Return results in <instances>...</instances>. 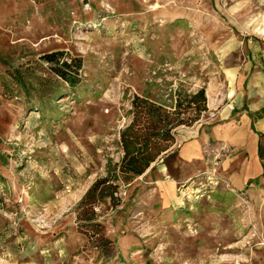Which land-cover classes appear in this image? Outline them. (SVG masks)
Masks as SVG:
<instances>
[{"label": "rangeland", "instance_id": "1", "mask_svg": "<svg viewBox=\"0 0 264 264\" xmlns=\"http://www.w3.org/2000/svg\"><path fill=\"white\" fill-rule=\"evenodd\" d=\"M55 51L82 60L76 86L42 58ZM255 69L264 0H0V264H264V174L232 190L216 142L195 166L180 153L264 98ZM202 88L171 153L81 206L123 155L136 95L172 106Z\"/></svg>", "mask_w": 264, "mask_h": 264}, {"label": "trees", "instance_id": "2", "mask_svg": "<svg viewBox=\"0 0 264 264\" xmlns=\"http://www.w3.org/2000/svg\"><path fill=\"white\" fill-rule=\"evenodd\" d=\"M42 58L52 64V71L64 82L74 87L79 82L78 71L82 67L80 58L71 61L63 59V53L55 51L44 54ZM134 113L131 123L122 130L120 143L123 155L107 178L97 180L88 190L82 205L94 207L108 197L112 187L121 177L134 179L153 170L158 162L173 151L176 144L175 130L181 125H192L207 111L205 89H200L185 99H177L172 105H165L136 95L132 102ZM189 112V114H187ZM264 108L256 112V118L263 117ZM259 156L264 160V134L259 136ZM93 229L86 230L91 233ZM93 234H96L94 231Z\"/></svg>", "mask_w": 264, "mask_h": 264}, {"label": "crops", "instance_id": "3", "mask_svg": "<svg viewBox=\"0 0 264 264\" xmlns=\"http://www.w3.org/2000/svg\"><path fill=\"white\" fill-rule=\"evenodd\" d=\"M252 74L253 77L248 79L250 90L260 86V79H264L262 76L264 73L259 69H255ZM246 81L245 78L242 82L243 87ZM247 98L249 97H242L240 104L234 105L232 110L227 109L224 116L230 119L224 121L223 124L213 126L202 134L198 132V134L191 135L189 142L180 146L183 163L195 166L203 163L200 161H205L206 151L212 148L209 143L216 142L225 154L223 175L232 190H242L244 184L250 182L253 176L262 177L264 174V160L259 156L260 133L256 127L257 122L264 127V114L261 118L254 116L256 112L264 108V98L249 99L244 109L242 103ZM234 114L236 118L231 117ZM208 137L210 140L206 141ZM206 145L209 146L205 148Z\"/></svg>", "mask_w": 264, "mask_h": 264}, {"label": "bare ground", "instance_id": "4", "mask_svg": "<svg viewBox=\"0 0 264 264\" xmlns=\"http://www.w3.org/2000/svg\"><path fill=\"white\" fill-rule=\"evenodd\" d=\"M258 196V195H257Z\"/></svg>", "mask_w": 264, "mask_h": 264}]
</instances>
